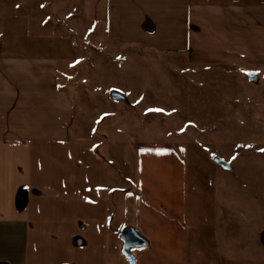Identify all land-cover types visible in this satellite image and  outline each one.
Returning <instances> with one entry per match:
<instances>
[{"label": "crops", "instance_id": "1", "mask_svg": "<svg viewBox=\"0 0 264 264\" xmlns=\"http://www.w3.org/2000/svg\"><path fill=\"white\" fill-rule=\"evenodd\" d=\"M78 4L87 40L123 56L182 53L195 66L264 70V0ZM42 30L26 17L0 18V264H130L119 236L125 225L152 236L144 247L156 244L138 252L137 264H264V178L260 189L245 178L241 203L215 202L210 216L196 213L194 228L188 212L149 209L147 196L137 208V195L94 149L87 92L78 93L77 114L61 86L75 51L58 29L55 40ZM118 104L110 103L108 136L119 126Z\"/></svg>", "mask_w": 264, "mask_h": 264}, {"label": "rangeland", "instance_id": "2", "mask_svg": "<svg viewBox=\"0 0 264 264\" xmlns=\"http://www.w3.org/2000/svg\"><path fill=\"white\" fill-rule=\"evenodd\" d=\"M0 4V18L6 13L26 17L43 24L37 33L54 40L58 29L61 42L75 51L63 62L61 86L73 94L77 114L84 102L78 93L87 92L83 113L92 123L94 149L117 173L125 191L137 195V205L140 197L147 196L149 209L186 211L193 227L196 213L210 216L215 202L241 203L245 178L260 189L264 178L262 68L251 73L242 67L195 66L182 53L123 56L92 37L87 40L78 0H0ZM114 92L122 97H113ZM116 102L123 111L115 120L117 133L108 136L105 129L114 124L108 119L115 113L110 103ZM215 156L226 160L231 169L215 163ZM204 220L209 229L210 219ZM159 234L162 245V229ZM150 247L156 244L151 241L149 247L133 249L137 263L142 262L138 252Z\"/></svg>", "mask_w": 264, "mask_h": 264}, {"label": "water", "instance_id": "3", "mask_svg": "<svg viewBox=\"0 0 264 264\" xmlns=\"http://www.w3.org/2000/svg\"><path fill=\"white\" fill-rule=\"evenodd\" d=\"M251 78L254 79L255 75L251 74ZM113 96L120 97V94L113 93ZM213 160L215 163L226 169L231 168L230 164L220 156H215ZM119 236L123 240L122 251L124 256L127 258L130 264H137L136 257L133 254V249L147 246L149 244L148 239L138 228L130 225L123 226Z\"/></svg>", "mask_w": 264, "mask_h": 264}]
</instances>
